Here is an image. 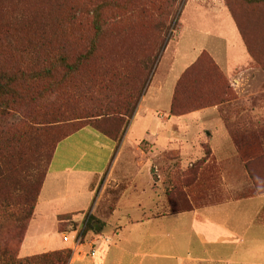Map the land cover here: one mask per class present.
<instances>
[{
    "label": "trees",
    "instance_id": "obj_1",
    "mask_svg": "<svg viewBox=\"0 0 264 264\" xmlns=\"http://www.w3.org/2000/svg\"><path fill=\"white\" fill-rule=\"evenodd\" d=\"M184 1L0 0V264L23 261L21 244L59 142L86 126L122 140ZM224 1L264 69V30L255 33L252 18L257 12L264 24V0ZM225 79L202 51L178 78L169 115L225 102ZM243 133L232 135L252 183L249 194H262L264 141ZM167 200L172 211L191 208L178 187ZM71 218L59 215L60 232ZM92 220L82 235L94 229ZM42 260L68 264L70 251L33 255L24 263Z\"/></svg>",
    "mask_w": 264,
    "mask_h": 264
},
{
    "label": "crops",
    "instance_id": "obj_2",
    "mask_svg": "<svg viewBox=\"0 0 264 264\" xmlns=\"http://www.w3.org/2000/svg\"><path fill=\"white\" fill-rule=\"evenodd\" d=\"M187 114L168 113V119L172 124ZM174 130H145L127 142V128L116 143L86 126L62 140L19 257L67 249L58 217L72 214L71 220L78 215L81 222L92 215L94 229L85 233L68 264H264V193L243 194L252 183L225 127L206 139L211 154L204 165L219 170L207 168L208 178L190 186L191 208L172 211L164 194L162 155L193 149L188 140L174 137ZM110 186L117 193H108Z\"/></svg>",
    "mask_w": 264,
    "mask_h": 264
},
{
    "label": "rangeland",
    "instance_id": "obj_3",
    "mask_svg": "<svg viewBox=\"0 0 264 264\" xmlns=\"http://www.w3.org/2000/svg\"><path fill=\"white\" fill-rule=\"evenodd\" d=\"M252 18L254 32H262L264 30L262 17L254 12ZM253 39L256 43L262 42V38ZM202 51L213 59L229 82L230 88L227 92L229 98L218 105L186 113L187 115L178 118L172 125L168 113L175 84L182 72ZM137 111V116L134 115L128 127L126 126L127 142L130 138L133 139L135 134L145 130L152 132L157 129L168 130L172 126L176 132L174 137L181 142L188 140L193 148L186 151L173 149L163 153L161 159L164 160L162 172L165 199L173 186L178 187L179 191H183L187 196L186 192L196 180L202 183L208 178L207 168L212 165L208 164V167L204 165L211 154L206 139L210 138L211 132L216 128L225 127L233 144L236 135L232 134L237 133L241 136L243 132L254 134L259 140L264 141V69L249 54L243 36L224 0L184 1L178 18L168 29V41L145 94L137 106ZM235 152L243 162L236 149ZM188 154L192 156L187 158ZM213 168L219 170L217 166ZM152 172L155 173L154 167ZM194 178L196 180L191 183ZM249 190L250 188L243 194H249ZM107 192L115 194L117 188L110 186ZM120 218L124 220L125 216ZM88 219L91 221L92 215H85L82 222L77 215L74 220H70L63 233L67 232L71 237L79 233L81 241H85L81 230ZM44 225L48 229L49 223ZM66 243L69 245L67 250L70 251L71 257L73 253L71 243ZM18 258L20 261L23 260L19 264H23L27 257L21 258L18 254ZM42 261L34 264H47L45 260Z\"/></svg>",
    "mask_w": 264,
    "mask_h": 264
},
{
    "label": "built area",
    "instance_id": "obj_4",
    "mask_svg": "<svg viewBox=\"0 0 264 264\" xmlns=\"http://www.w3.org/2000/svg\"><path fill=\"white\" fill-rule=\"evenodd\" d=\"M87 219V218H86ZM62 240L64 242H68L71 243V250H73L72 255H74L76 252H78L82 245L85 243V241H81L80 235L79 233L76 235H74L73 237H71L69 234H67V232L62 233ZM90 245V255L94 256L95 255V251L93 249V241L91 240L89 242Z\"/></svg>",
    "mask_w": 264,
    "mask_h": 264
}]
</instances>
